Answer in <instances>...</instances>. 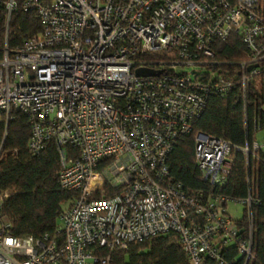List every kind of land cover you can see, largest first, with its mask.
Wrapping results in <instances>:
<instances>
[{"label":"built area","instance_id":"1","mask_svg":"<svg viewBox=\"0 0 264 264\" xmlns=\"http://www.w3.org/2000/svg\"><path fill=\"white\" fill-rule=\"evenodd\" d=\"M0 4L6 32L19 10L41 25L19 46L11 48L6 36L0 48V114L6 127L15 115L26 118L32 155L56 147L60 187L75 195L52 241L12 236L0 197V264H110V252L166 234L178 236L188 264H233L229 249L248 263L251 196L188 195L168 157L208 100L232 93L235 77L246 104L264 59V0ZM231 38L246 52L236 64L216 59L215 44ZM234 150L197 134L194 165L204 182H227ZM228 201L247 209V235L227 213Z\"/></svg>","mask_w":264,"mask_h":264},{"label":"trees","instance_id":"2","mask_svg":"<svg viewBox=\"0 0 264 264\" xmlns=\"http://www.w3.org/2000/svg\"><path fill=\"white\" fill-rule=\"evenodd\" d=\"M40 32L38 18L20 10L11 16L6 32V12L4 5L0 4V48L4 46L6 36L13 48ZM214 48L217 60L234 64L246 55L238 38L217 42ZM259 71L247 89L246 104L235 77L232 93L224 99L211 97L202 115L194 122L192 133L181 139L168 157L174 181L181 184L188 195L202 194L203 199L223 196L237 202L251 195L254 200L251 208L252 258L245 263L233 249H229L226 255L233 264H264V151L254 149L259 135L264 134V59L259 63ZM221 74L230 73L222 70ZM199 133L226 140L238 149L231 154V172L222 186L204 182L195 168L194 141ZM30 136L26 118L15 115L6 127L0 114V197L3 215L11 225L12 236L48 237L52 241L57 239L61 216L74 201L75 195L60 187L56 147L48 144L40 154L32 155L28 151ZM243 149H247L248 156L241 151ZM243 217L239 225L243 234L247 235L245 212ZM101 254L106 255V252ZM109 255L110 264H188L175 234L134 243L127 250H116Z\"/></svg>","mask_w":264,"mask_h":264},{"label":"rangeland","instance_id":"3","mask_svg":"<svg viewBox=\"0 0 264 264\" xmlns=\"http://www.w3.org/2000/svg\"><path fill=\"white\" fill-rule=\"evenodd\" d=\"M259 141H264V134H260ZM264 149V146H263ZM226 211L232 217L234 221H241L243 219V207L240 204H234L232 201H228L226 204Z\"/></svg>","mask_w":264,"mask_h":264},{"label":"water","instance_id":"4","mask_svg":"<svg viewBox=\"0 0 264 264\" xmlns=\"http://www.w3.org/2000/svg\"><path fill=\"white\" fill-rule=\"evenodd\" d=\"M137 75L138 76H152L154 75V73H152L151 71H147V70H139L137 71Z\"/></svg>","mask_w":264,"mask_h":264},{"label":"crops","instance_id":"5","mask_svg":"<svg viewBox=\"0 0 264 264\" xmlns=\"http://www.w3.org/2000/svg\"><path fill=\"white\" fill-rule=\"evenodd\" d=\"M256 144L259 145V146H261L260 149H262V150L264 151V149H263L264 141L261 142V141H259V139H258V142L255 143V145H256ZM247 156H248V155H247ZM249 196H251V195L249 194L247 197H249ZM247 197H246V198H247ZM246 198H245V199H246ZM251 198H252V197H251ZM242 207H243V206H242ZM244 209H245V208L243 207V212H245V213L248 215V213H247V209H245V211H244ZM243 216H244V215H243ZM243 218H244V217H243ZM246 220H247V217H246ZM241 221H242V220H241Z\"/></svg>","mask_w":264,"mask_h":264}]
</instances>
